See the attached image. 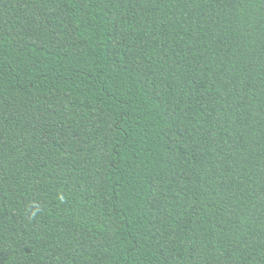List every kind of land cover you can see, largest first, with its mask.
<instances>
[{
    "label": "trees",
    "instance_id": "1",
    "mask_svg": "<svg viewBox=\"0 0 264 264\" xmlns=\"http://www.w3.org/2000/svg\"><path fill=\"white\" fill-rule=\"evenodd\" d=\"M0 264H264V0H0Z\"/></svg>",
    "mask_w": 264,
    "mask_h": 264
}]
</instances>
